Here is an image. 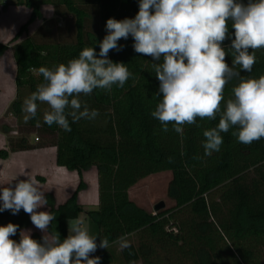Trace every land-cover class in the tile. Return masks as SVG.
I'll use <instances>...</instances> for the list:
<instances>
[{
	"label": "trees",
	"instance_id": "16d2710c",
	"mask_svg": "<svg viewBox=\"0 0 264 264\" xmlns=\"http://www.w3.org/2000/svg\"><path fill=\"white\" fill-rule=\"evenodd\" d=\"M239 2L247 4L248 0ZM16 4L30 8L31 14L14 40L44 18L45 4L53 5L58 15L69 14L75 27L73 41L37 42L28 36L14 45L17 97L9 111L17 116L23 112L22 90L32 93L44 82L34 70L67 64L86 47H93L99 57L100 42L108 34L107 20L135 18L139 11V0H17ZM228 25L229 38L222 46L231 66L234 29L231 21ZM117 43L119 50H110L108 59L125 64L132 76L122 88L113 85L111 91L94 89L91 95L81 94L82 105L98 110L95 120L73 123L68 117L71 131L66 132L56 124L48 126L37 110L27 125L39 134L40 142L22 136L9 140L8 148H0V159H7L11 152L55 147L57 165L78 172V187L65 202H58L52 192L44 194L49 213L55 215L48 232L59 233L62 241L68 236V221L85 213L98 226V247L91 257L99 256L100 264H264V138L245 145L232 135L237 129L230 128L221 133L220 150L206 156L203 132L218 126L220 114L215 120L197 118L196 124L184 125L182 133L174 131L172 124L167 132L162 131L160 122L151 116L162 99L151 64L162 61L135 52L131 35ZM8 48L1 44L0 55ZM255 57L252 71L241 70L242 77L264 75V48L255 50ZM239 79L226 85L222 111ZM92 168L98 173L99 203L87 210L78 194L88 187L83 174ZM163 171L172 173L169 194L174 205L155 212L131 199L133 186ZM9 223L19 226L11 237L19 242L21 231L31 225L30 215L23 209L16 215L10 210L0 212V226ZM122 236L131 245L123 250L118 247ZM31 237L42 241L38 232ZM105 237L108 249L99 247Z\"/></svg>",
	"mask_w": 264,
	"mask_h": 264
},
{
	"label": "clouds",
	"instance_id": "9594fccd",
	"mask_svg": "<svg viewBox=\"0 0 264 264\" xmlns=\"http://www.w3.org/2000/svg\"><path fill=\"white\" fill-rule=\"evenodd\" d=\"M229 21L234 29L231 66L222 46L229 38ZM106 30L99 57L93 47H86L67 64L39 68L44 82L24 100L25 123L36 117L38 102L50 109L44 113V122L66 132L71 131L68 117L73 123L95 120L98 110H89L79 97L91 95L94 89L124 87L132 73L125 64L108 59V53L119 50L117 42L131 35L135 52L162 61L151 64L160 82L157 94L162 97L151 116L160 122L162 131L167 132L172 124L174 131L182 133L183 126L196 124L197 118L215 120L220 114L218 126L203 132L206 156L220 150L221 133L230 128L237 129L232 135L245 145L264 138V75L258 79L240 75L241 70L252 71L255 50L264 48V0L247 4L239 0H139L135 18H110ZM236 77L240 79L232 88L233 98L222 111L224 89ZM0 201V212L10 210L16 215L23 209L44 233L42 241H37L21 231L17 242L11 237L18 225L0 226V264H100L99 256L91 257L97 238L82 221L71 224L62 241L59 233L48 234L55 215L38 211L48 201L30 177L18 180L14 187L0 188ZM118 242L122 250L131 246L123 236ZM99 247L108 249L109 240L101 238Z\"/></svg>",
	"mask_w": 264,
	"mask_h": 264
},
{
	"label": "rangeland",
	"instance_id": "374dc122",
	"mask_svg": "<svg viewBox=\"0 0 264 264\" xmlns=\"http://www.w3.org/2000/svg\"><path fill=\"white\" fill-rule=\"evenodd\" d=\"M17 0H0V45L7 44L9 48L0 55V72L7 70L10 81V87L13 91V100L17 97V86H14V78L16 83V61L14 58V45L18 42L24 40L28 36H33L37 42H69L75 39V27H74V18L69 14H57L56 9L51 4H45L42 6L43 17L38 19L35 22L31 23L27 30L24 31L23 35L14 40V37L19 32L20 27L24 25L31 14V9L24 5L16 4ZM21 7V11L18 9ZM62 12L65 9L60 8ZM35 76H39V70L33 71ZM31 95L30 90H22V95L20 99L24 103V100ZM11 101V103H12ZM10 103V104H11ZM9 104V106H10ZM9 106L7 109L0 113V136L2 135L7 146H9V140L17 139L22 136H27L28 140L32 143H39L38 133H32L30 126L25 123L24 117L25 112H22L20 116H17L14 112L9 111ZM38 110L40 111V118L43 119L44 113L50 111L47 104H42L38 102ZM29 131V132H28ZM46 159L50 157V153H44ZM47 163L45 162V165ZM172 179V173L170 171H163L157 174H153L149 177H146L139 181L135 186L130 189V197L137 204L145 207L148 210L154 211V206L160 202L165 201L167 207L174 205L169 194L170 181ZM96 180V174L94 171L89 172L86 175V182L89 185H92L89 190H81L80 197L81 199L85 196L89 197V201H92L93 197L98 196V185ZM79 183V182H78ZM77 183V186H78ZM54 185H50L52 189H56V184H60L59 181L53 180ZM71 184V182H69ZM79 200V199H78ZM94 201V200H93ZM91 209L97 208V206H88ZM76 221H82L83 226L88 230L91 236L97 238L98 226L95 222L87 217V219H71L68 221L69 226ZM27 234V233H26ZM118 247L119 244H118Z\"/></svg>",
	"mask_w": 264,
	"mask_h": 264
},
{
	"label": "crops",
	"instance_id": "0c3cea01",
	"mask_svg": "<svg viewBox=\"0 0 264 264\" xmlns=\"http://www.w3.org/2000/svg\"><path fill=\"white\" fill-rule=\"evenodd\" d=\"M21 11V7L18 9ZM10 77L7 70L0 72V113L4 112L13 99V91L10 87ZM14 86H16L14 78ZM3 139L2 135L0 140ZM8 143L4 140L0 142V148H8ZM50 153V157L46 159L44 153ZM45 162L47 163L45 165ZM94 171L96 174V180L98 185V173L96 168H92L89 171H85L83 176L86 181V175L89 172ZM31 178L36 186L44 192H52L57 201L62 203L65 202L77 189V183L80 181V177L77 171H70L66 167L59 166L56 163V148L55 147H44L26 151L11 152L7 159H0V188L12 186L14 187L18 180H24ZM53 180H57L60 184H56V189H52L50 185L53 184ZM71 182V184H69ZM87 182V181H86ZM88 183V182H87ZM79 184V183H78ZM92 185L88 184V187L83 191H87ZM82 192V191H80ZM80 192L78 194L79 203L83 205L87 210L91 209L88 206H97L99 198L96 195L92 201H89V197L85 196L81 199ZM94 200V201H93ZM2 203V201H0ZM38 211H48L47 206H44ZM79 219H87L85 213H82ZM25 231L32 235L33 232H38L41 237L44 233L37 229L31 222L30 227L24 228ZM48 234H50L48 232ZM69 235V229H68Z\"/></svg>",
	"mask_w": 264,
	"mask_h": 264
},
{
	"label": "water",
	"instance_id": "95a60500",
	"mask_svg": "<svg viewBox=\"0 0 264 264\" xmlns=\"http://www.w3.org/2000/svg\"><path fill=\"white\" fill-rule=\"evenodd\" d=\"M165 207H166L165 201H160L154 206V210H155V212H157L161 209H164Z\"/></svg>",
	"mask_w": 264,
	"mask_h": 264
}]
</instances>
